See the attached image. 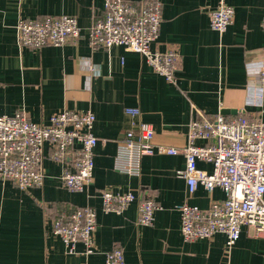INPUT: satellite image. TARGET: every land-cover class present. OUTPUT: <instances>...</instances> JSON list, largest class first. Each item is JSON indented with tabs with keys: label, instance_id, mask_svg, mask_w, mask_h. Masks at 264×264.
<instances>
[{
	"label": "crops",
	"instance_id": "1",
	"mask_svg": "<svg viewBox=\"0 0 264 264\" xmlns=\"http://www.w3.org/2000/svg\"><path fill=\"white\" fill-rule=\"evenodd\" d=\"M160 1L163 20L152 48L178 47L177 84L124 46L92 48L87 29L105 15V0H0V114L24 108L32 121L47 123L52 114L66 109L91 110L98 138L87 191L68 189L60 178L63 166L48 157L41 187L23 190L0 178V264H105V252L115 247L123 250L124 264H264V231L255 234L248 225L230 248L224 233L183 238L179 204L188 201L206 208L225 197L222 188L209 193L202 185L188 193L186 179L177 174L186 166L183 153L146 155L138 175L115 167L120 142L140 120L153 126L155 145L175 148L186 145L188 124L199 117L196 109L210 118L220 114L264 120V88L259 83L264 0H226L235 16L224 32L214 30L208 16L219 0ZM60 14L77 17L83 28L79 38L61 46H19L21 18ZM127 107H139L141 115L129 114ZM206 142L198 140L200 145ZM198 167L213 169L203 160ZM106 188L152 194L159 206L153 224H137L138 198L121 213L106 211L101 198ZM87 204L97 214V251L86 254L78 242L76 252L69 253L53 233V219L59 211Z\"/></svg>",
	"mask_w": 264,
	"mask_h": 264
},
{
	"label": "built area",
	"instance_id": "2",
	"mask_svg": "<svg viewBox=\"0 0 264 264\" xmlns=\"http://www.w3.org/2000/svg\"><path fill=\"white\" fill-rule=\"evenodd\" d=\"M105 11L87 29L92 48L124 46L139 53L168 82L177 84L178 47L172 45L165 51L152 48L163 20L162 2L142 0L138 5L131 0H105ZM208 16L211 27L224 32L234 22L235 9L226 0H219ZM261 26L264 30V16ZM82 31L74 15H44L21 18L17 39L21 48L38 49L64 45L79 38ZM259 83L264 88V65ZM196 110L199 117L189 122L183 148L155 145L153 126L144 120L134 123L120 142L115 167L138 175L146 155L183 153L186 166L177 174L186 179L188 193L193 194L202 185L209 193L222 188L225 197L211 201L206 208L188 201L179 204L182 236L193 241L224 233L230 248L240 237L242 226L252 227L255 234L264 231V120H249L245 115L226 118L220 114L210 118ZM126 112L141 115L139 107H127ZM95 120L91 110L66 109L52 114L47 123L32 121L24 108L12 115L0 114V178L13 181L23 190L41 187L46 177L43 160L48 157L63 166L60 178L68 189L87 191L93 181L98 143L93 130ZM198 140L207 142L200 145ZM200 160L211 163L213 169L199 168ZM101 198L106 211L118 213L138 198L137 224L143 226L153 224L159 208L152 194L137 196L131 190L106 188ZM96 227V210L89 204L70 212H57L52 224L53 233L63 240L69 253L76 252L78 242H83L86 254L95 253ZM124 263L121 248L105 252V264Z\"/></svg>",
	"mask_w": 264,
	"mask_h": 264
},
{
	"label": "water",
	"instance_id": "3",
	"mask_svg": "<svg viewBox=\"0 0 264 264\" xmlns=\"http://www.w3.org/2000/svg\"><path fill=\"white\" fill-rule=\"evenodd\" d=\"M227 112H228V110H223V111H222V113H227Z\"/></svg>",
	"mask_w": 264,
	"mask_h": 264
}]
</instances>
